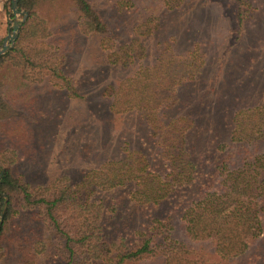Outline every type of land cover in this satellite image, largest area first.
Returning <instances> with one entry per match:
<instances>
[{
	"label": "rangeland",
	"instance_id": "374dc122",
	"mask_svg": "<svg viewBox=\"0 0 264 264\" xmlns=\"http://www.w3.org/2000/svg\"><path fill=\"white\" fill-rule=\"evenodd\" d=\"M87 1L108 27L109 47L100 45L101 35L81 32V15L74 0H44L37 6L49 35L45 44L35 48L40 61L33 71L34 82L21 80L13 69L5 71L1 91L7 93L2 100L11 106H0V168L4 169V160L13 150L17 173L46 197L56 194L60 186L68 184L75 189L81 182H89L82 190L88 203L95 202L93 207L86 210L80 202L56 211L62 230L74 237L81 223L91 224L90 216L100 203L102 231L117 242L122 238L127 243L135 241L137 234L152 230L156 220L165 222L161 227L167 236L163 249L124 264H264V235L243 255L223 259L210 240L189 239L181 218L185 207L200 196L199 182L218 180L215 167L222 154L215 148L207 150L206 144L216 147L230 142L236 115L244 130L252 134V146L257 149L252 154L264 155V0H246L240 25L233 19L229 0ZM3 2L0 0V48L13 32L14 23L21 22L18 37L27 19L22 21L23 14L14 15L12 9V15L4 14ZM148 28L150 33L144 34ZM134 40L146 47L139 63L148 69V92L160 93L150 96V103L156 104L145 107L144 113H113L107 106L114 97L104 90L109 85L117 88L139 71L137 64L125 68L115 62L134 54L135 49H130ZM164 42L171 44L166 50ZM60 64L82 98L71 97L62 83L44 75L46 69ZM159 83L161 89L156 87ZM165 85L173 88L170 98ZM28 98L33 101L26 106L22 102ZM14 100L18 101L12 105ZM182 115L199 118L187 132L189 143L200 150L196 172L189 181L174 183L156 204L130 195L141 187L134 181L99 190L98 182L109 180L114 171L124 174L128 169L142 177L157 175L152 179L155 187L161 186L160 178L171 180L160 138L168 131L166 123ZM148 118L156 122L150 123ZM17 126L25 132L16 134ZM132 150L137 153L131 155ZM143 155L152 164L144 170ZM3 196L7 205L1 220L3 202L1 223L9 200ZM13 206L16 211L2 225L0 264H65L61 232L46 224L43 213L19 210L16 200ZM19 238H26L28 243L22 244L36 252L32 260L20 253ZM176 244L183 245L184 251H174Z\"/></svg>",
	"mask_w": 264,
	"mask_h": 264
},
{
	"label": "trees",
	"instance_id": "16d2710c",
	"mask_svg": "<svg viewBox=\"0 0 264 264\" xmlns=\"http://www.w3.org/2000/svg\"><path fill=\"white\" fill-rule=\"evenodd\" d=\"M42 1L44 0L18 1V8L27 12V19L20 28L14 46L5 54L0 55V91L1 87L4 86L2 81L5 71L8 69H13L16 73H19V77L23 81H35V73L33 71L39 67L38 63L40 61L35 48L37 45L45 44L44 38L49 35L45 20L39 18L37 14V6ZM74 1L81 15L78 16V26L81 32L101 35L100 45L109 47L112 38L106 35L108 27L100 15L92 9L87 0ZM166 1L171 3L178 0ZM229 2L232 6L231 14L233 19L237 21L238 25L242 24L243 16L246 14V0H229ZM2 11L4 14L9 13L12 15L10 0H5L2 3ZM150 31L151 29L148 28L144 34H148ZM164 43L167 45L165 50L171 46L167 42ZM130 49H135L133 50L134 54L128 55L124 60L120 57L115 62L125 68L137 64L140 69L138 72L133 73L134 75L122 80L117 88L109 85L104 90L109 97H114V101L111 99L107 106L108 111L113 113L134 110L144 113L145 107L156 104V102L150 103V96L156 97L160 93L154 90L151 93L148 92L151 90L148 82H145L148 77V69L139 63V58L142 53L145 54L146 47H143L138 40H134ZM61 65L46 69L44 75L62 83L71 97L82 98V95L72 85L71 78L65 74ZM170 70L171 68H169ZM40 73L42 72H37V74ZM167 76H169L168 72ZM156 87L161 89L162 83H159ZM163 88L170 90L168 94L170 98L173 88L168 85L163 86ZM6 93V91L0 92V106L2 107H6V104H8V102L5 103L2 100ZM12 99V97H9V100ZM16 101L18 100H14L11 104H15ZM32 101L31 98H28L26 102L22 103L27 106ZM8 106L11 105L8 104ZM190 106L191 112H194V106ZM23 119L24 116H21V123ZM198 119L197 116L194 119H190L189 116L182 115L172 118L166 123L165 127L168 128V131L160 138V143L162 146L161 150L170 163L167 166L168 169H171L170 174L173 176L171 180L165 181L164 178H160L161 186L155 187L152 179L158 178L157 175L150 177L154 174H146L142 177L132 169H128L130 171H125L124 174L109 171L113 172L111 176H108L109 180L106 179L104 182L97 181L100 187L99 190H109L112 187L124 186L127 182L134 181L141 187L136 191L130 192V195L137 200L143 199L156 204L160 198L168 194L174 183L181 185L189 181L192 178V174L196 172V160L200 150L195 149L189 143L187 132L190 129L188 127L195 128L192 126L196 124ZM232 120L234 128L230 134V142L217 144L216 147H212L210 143L206 144L208 141L205 142L207 150L215 148L216 151H220L222 154V160L215 167L218 180H216V183L215 178L199 182L200 196L193 199L190 205L185 207L181 215L187 237L193 241L210 240L213 243L214 252L223 259H232L243 255L253 242L264 235V155L252 154L257 151L255 146H252V134L244 130L243 122H241L239 116L236 115ZM148 121L150 123L156 122L155 119L149 118ZM152 125L153 129H158L156 124ZM21 131L25 132L24 128L17 126L16 134L21 133ZM239 152H243L244 155L241 156L238 154ZM130 153L131 155L136 154L137 151L132 150ZM143 157L144 165L141 166L142 170L152 165L146 155H143ZM15 158L16 153L11 150L8 158L4 160L6 165L3 171L0 172V211L4 202L3 193L9 198L8 206L0 225V235L4 221L11 215V212L17 209H14L13 206L16 200L19 210L43 213L46 224L55 231L61 232V236L64 239L65 264H124L128 261L149 256L157 250L163 249L162 247L166 245L167 236L161 230L165 222H160L159 220L155 221L156 224L149 232L144 231V234H137V237L134 238L135 241L127 243L125 238H122L119 242L109 239L102 231L100 225L103 215L102 203L97 205L99 209L92 212L90 216V219H92L91 224L83 222L74 231L75 237L69 235L62 230L57 220L56 211L61 207L80 202V207L86 210L93 207L95 202L88 203V198L85 197L82 190V187H87L89 182L83 181L75 189L68 184L60 186L56 194L52 197H46V194L39 193L37 188H33L30 182L25 181L17 173L15 166H13ZM17 242H19L20 253L22 252L23 257L27 261L32 260L36 256V252L32 251L30 247L26 248L24 245L28 243L26 238H19ZM172 248L177 253L184 251L181 250L184 249L181 244L173 245ZM189 264L192 263L189 262Z\"/></svg>",
	"mask_w": 264,
	"mask_h": 264
},
{
	"label": "water",
	"instance_id": "95a60500",
	"mask_svg": "<svg viewBox=\"0 0 264 264\" xmlns=\"http://www.w3.org/2000/svg\"><path fill=\"white\" fill-rule=\"evenodd\" d=\"M18 1L19 0H11V9L14 15H18V14H23V20L24 21L27 17V13L21 9L18 8ZM21 25V22H15L14 23V30L11 34H9L8 36H6V38H4L3 43H2V47L0 48V55L5 54L12 46L14 40L17 37V33L19 30V27ZM8 42H10V44H8ZM1 172L3 171V168H0ZM7 205V198L5 197V202H4V206H3V210L1 213V220H2V215H3V211L6 208ZM1 220H0V224H1Z\"/></svg>",
	"mask_w": 264,
	"mask_h": 264
}]
</instances>
